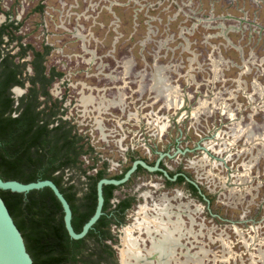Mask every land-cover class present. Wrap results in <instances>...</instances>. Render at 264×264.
<instances>
[{
    "label": "rangeland",
    "instance_id": "374dc122",
    "mask_svg": "<svg viewBox=\"0 0 264 264\" xmlns=\"http://www.w3.org/2000/svg\"><path fill=\"white\" fill-rule=\"evenodd\" d=\"M239 2L0 0V25L10 13L23 43L49 47L46 66L62 75L50 92L58 118L83 138L87 174H68L75 173L79 197L89 192L87 176L115 178L131 157L153 163L156 152L175 150L177 138L181 149L205 141L204 152L164 163L191 175L211 211L182 183L133 175L111 202H132L111 229V264L136 262L127 254L132 237L143 258H156L144 263L264 264V12L253 17L256 5ZM149 221L148 233L139 224ZM160 222L170 234L162 258L150 254L164 237Z\"/></svg>",
    "mask_w": 264,
    "mask_h": 264
},
{
    "label": "trees",
    "instance_id": "16d2710c",
    "mask_svg": "<svg viewBox=\"0 0 264 264\" xmlns=\"http://www.w3.org/2000/svg\"><path fill=\"white\" fill-rule=\"evenodd\" d=\"M6 14L7 21L0 25V178L22 183L54 181L70 203L72 224L80 233L95 213L97 184L106 177L105 172L87 176L89 192L79 197L73 183L75 173L68 174L74 169L81 170L77 175L87 174L88 169H82L80 160L85 153L84 145H80L83 138L67 120L58 118L59 101H54L50 92L62 75L46 66L49 47L37 50L24 44L18 35L22 25ZM13 42L17 52L10 49ZM30 52L32 60L26 61ZM29 65L32 75L27 72ZM27 82V92L17 99L13 89H25ZM121 177L123 174L115 178ZM119 187H104V214L80 240L70 237L63 207L50 188L29 193L0 190V195L24 238L33 264H111L109 259L115 255L111 229L122 225L132 203L124 200L112 207L114 191Z\"/></svg>",
    "mask_w": 264,
    "mask_h": 264
},
{
    "label": "water",
    "instance_id": "95a60500",
    "mask_svg": "<svg viewBox=\"0 0 264 264\" xmlns=\"http://www.w3.org/2000/svg\"><path fill=\"white\" fill-rule=\"evenodd\" d=\"M21 88L16 87L13 89L14 94H18ZM18 98V97H17ZM163 155L161 156V158ZM161 158L155 166L148 165L145 161L137 160L133 163L132 167L126 172L123 178H103L97 184V207L94 215L84 225L80 233L76 232L73 224V211L70 203L65 198L64 194L60 191L59 187L52 180H42L31 183H22L16 180L4 181L0 178V190H9L17 193H29L34 190H41L50 188L57 199L60 201L64 211V222L70 237L74 240L85 238L89 231L99 221L104 214V187L107 185L121 186L129 181L133 173L142 166L149 172H162L167 178L171 179L168 172L159 167ZM155 260L156 258L147 257L145 260ZM143 261V263L145 262ZM0 264H33V259L29 254L24 238L17 228L14 219L12 218L4 200L0 195ZM122 264V262H121Z\"/></svg>",
    "mask_w": 264,
    "mask_h": 264
},
{
    "label": "flooded vegetation",
    "instance_id": "af4514ba",
    "mask_svg": "<svg viewBox=\"0 0 264 264\" xmlns=\"http://www.w3.org/2000/svg\"><path fill=\"white\" fill-rule=\"evenodd\" d=\"M240 0H230V3L231 2H234L235 3V5H237V6H239V4H240V2H239ZM242 1V3L244 4V6H245V8L247 7V5L249 4L250 5V2L251 3H253V4H255L256 5V8L252 11V16L253 17H256V15L258 14V13H262V12H264V0H241ZM237 6H235V9H237L238 7ZM244 9V8H243ZM229 18H230V16H229ZM244 21H246L247 22V20H244ZM60 118H62V116L60 117ZM63 119V118H62ZM252 130V129H251ZM253 131V130H252ZM180 143H181V141L177 138L176 140H175V143H174V146H175V150H173V151H171L170 149H167L166 151H163L162 153L161 152H156L157 153V158H156V160L153 162V163H150V162H148L147 160H144V159H140V158H136V157H131V159H133L132 161V165H133V163L135 162V161H137V160H142V161H145L148 165H150V166H155L156 165V163L159 161V159L161 158V156L163 155V157L161 158V161H160V164H159V167L160 168H162L163 170H166L167 172H168V174H169V176H170V178L171 179H169V178H167L162 172H149L148 170H146L145 168V170H140V167H142V166H139L138 167V169L133 173V175H135V174H140V173H143V172H148V173H151V174H154V175H157V176H161V177H163L164 179H165V182H166V184L168 185V186H172V185H178V184H184V185H186L187 186V188L189 189V191L191 192V193H193V194H196L197 195V197H198V199L200 200V201H202V202H204L205 203V205L207 206V209L209 210V211H211V209H210V207H211V201H210V199H208V197L206 196V194L203 192V190H202V188H201V186L197 183V182H195V180L191 177V175L188 173V172H185V171H183L182 169H178L177 171H171V170H169V168L165 165V163H164V159L165 158H168V159H174L175 157H177L178 155H182V156H184V155H187L188 153H192V152H195V151H201V152H204L205 150H207V147H205V141H204V139H203V141H199V142H197L196 144H195V146L192 148V149H190L189 147H187V148H183V149H181L180 147H179V145H180ZM132 167V166H131ZM130 167V168H131ZM129 168V169H130ZM129 169H127L124 173H122L123 174V177H124V175L126 174V172L129 170ZM133 175L131 176V178L133 177ZM118 176H120V175H118ZM123 177H121V178H123ZM121 178H119V179H121ZM130 178V179H131ZM115 179H117V178H115ZM129 179V180H130ZM127 183V182H126ZM125 183V184H126ZM124 185V184H123ZM122 186V185H121ZM114 198H115V192H114ZM114 198H113V200H114ZM112 200V201H113ZM124 200H130L129 198H125V199H122L121 201H119V203L120 202H122V201H124ZM131 206H132V203H131ZM172 208H174V207H172ZM171 208V209H172ZM129 209H131V207L129 208ZM128 209V210H129ZM170 209V210H171ZM127 210V211H128ZM167 210V212L168 213H170V210L169 209H166ZM186 210H188V208H187V206H186ZM173 215H174V213L172 212V216L171 217H173ZM177 217H179V216H177ZM181 220V219H180ZM182 221V220H181ZM183 227H184V223H183ZM182 227V228H183ZM179 234V233H178ZM181 244V243H180ZM167 245V244H166ZM168 247V246H167ZM179 247H180V245H179ZM182 247H183V245H182ZM167 252H166V250L164 251V255L162 254V253H160V257H161V255H162V257H165V254H166ZM168 254V253H167ZM176 254H178V252H176ZM161 257V258H162Z\"/></svg>",
    "mask_w": 264,
    "mask_h": 264
},
{
    "label": "bare ground",
    "instance_id": "6f19581e",
    "mask_svg": "<svg viewBox=\"0 0 264 264\" xmlns=\"http://www.w3.org/2000/svg\"><path fill=\"white\" fill-rule=\"evenodd\" d=\"M159 211H161L160 209H159ZM161 212H165L164 210H162ZM168 215V214H167ZM155 220H157V219H155ZM154 221V220H153ZM159 220H157V222H158ZM161 223V222H160ZM151 224H153V225H155L154 223H152V221H149V222H146V223H140L139 224V227H141V226H144L145 225V227H146V229H147V232L149 233L151 230H152V228H150V226L152 227V225ZM159 226H161V227H159V226H156V230H160V229H162V231L164 232V237H163V239H161V240H159V241H153V248H152V251H150V254H153V252H157L159 255H160V253H164V251L166 250V248H165V244H169V241H170V239H169V231H168V228L165 226L164 227V223L162 224L161 223V225L160 224H158ZM164 227V228H163ZM127 232V231H126ZM130 234V233H129ZM130 236V235H129ZM133 238V237H132ZM132 238H130V239H128V241H127V247H128V252H127V254H128V258L130 259V258H134L135 259V263H131L130 262V260H126L125 261V259H122V264H140L141 262H143V261H141V260H145V258H143L142 257V255H141V253H140V251H139V249L137 248V246H136V242L132 239ZM126 241V240H125ZM171 242H173V240L171 239ZM164 245V246H163ZM166 247H167V245H166ZM168 248H170V247H168ZM125 255V254H124ZM164 255V254H163ZM161 257H162V255H161ZM160 258V257H159ZM164 259V258H163ZM160 260H161V258H160ZM146 261V260H145ZM142 264H150V263H148V262H146V263H142Z\"/></svg>",
    "mask_w": 264,
    "mask_h": 264
}]
</instances>
